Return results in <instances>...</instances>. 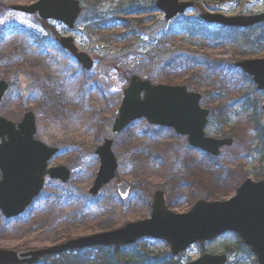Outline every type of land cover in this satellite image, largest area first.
<instances>
[{
	"label": "rangeland",
	"instance_id": "rangeland-1",
	"mask_svg": "<svg viewBox=\"0 0 264 264\" xmlns=\"http://www.w3.org/2000/svg\"><path fill=\"white\" fill-rule=\"evenodd\" d=\"M35 1L0 0V80L10 85L0 116L17 124L32 112L35 140L58 149L48 167H65L70 178L65 184L46 179L42 196L20 217L7 221L0 214V250L52 246L53 234L64 227L78 236L148 219L157 191L164 193L169 211L185 214L199 199L228 200L243 180L264 179V91L235 66L242 60L264 59V25L236 30L200 23L203 26L194 28L206 12L226 17L264 13V0H178L192 1L194 7L171 22L156 11L155 0H103L96 23L108 30L104 36L87 30L91 5L78 0L82 13L72 31L49 25L57 35L72 37L93 59L90 71L56 44L37 16L9 9ZM172 30L185 34L166 38ZM203 30L207 41L195 33ZM131 76L200 95V107L209 112L205 135L231 138L232 145L210 158L172 130L150 126L144 119L113 136ZM105 139L113 141L116 178L91 198L88 191L99 168L95 150ZM120 182L131 187L126 201L115 191ZM204 253L226 255V264H257L234 234L191 246L176 257L165 242L145 239L121 251L119 264H187Z\"/></svg>",
	"mask_w": 264,
	"mask_h": 264
},
{
	"label": "water",
	"instance_id": "water-1",
	"mask_svg": "<svg viewBox=\"0 0 264 264\" xmlns=\"http://www.w3.org/2000/svg\"><path fill=\"white\" fill-rule=\"evenodd\" d=\"M191 3L177 0H156V9L169 21L183 14ZM23 14H38L44 21L53 20L73 29L81 12L76 0H38L25 7H11ZM201 19L208 24L225 27L248 28L264 23V14L251 17L227 18L206 13ZM57 42L82 65L85 70L93 66L92 60L78 52L69 37H60ZM245 74L252 77L257 89L264 91V59L245 60L237 64ZM8 89L0 82V102ZM200 96L187 93L183 87L153 86L148 81L132 77L123 92V99L114 122L112 133L118 135L131 122L145 119L150 125L173 129L179 136L187 137L190 147L213 157L220 149L232 144L230 139L214 140L204 136L208 111L199 107ZM264 124V105L262 107ZM35 117L27 113L15 124L0 117V212L10 220L20 216L39 194L44 178L66 183L69 171L64 167L47 169V162L57 154V149L48 148L34 139ZM112 141L105 140L96 150L100 167L89 193L95 197L102 187L115 177L116 160L111 151ZM117 192L126 199L130 188L121 183ZM235 196L225 202L197 201L188 213L177 215L168 211L164 194L155 192L152 197L150 218L128 223L117 230L68 240L46 249L26 252L0 250V264H36L40 259L70 250L92 247L123 248L142 238L165 241L173 256L194 244L209 242L224 233L236 234L241 243L255 255L257 264H264V180H244L235 191ZM226 257L204 254L189 264H225Z\"/></svg>",
	"mask_w": 264,
	"mask_h": 264
},
{
	"label": "trees",
	"instance_id": "trees-1",
	"mask_svg": "<svg viewBox=\"0 0 264 264\" xmlns=\"http://www.w3.org/2000/svg\"><path fill=\"white\" fill-rule=\"evenodd\" d=\"M81 1L84 2L85 0H81ZM86 1H88V3L91 5V7H89V11L91 12V15H92V19L89 21V25H87V29L94 36H98L100 34H101L100 36H104L108 30L103 25H101L100 23H96L100 20L96 16H97V12H98V8L100 6V3H102L103 0H86ZM42 25L47 32H52V34H54L53 30L50 29V27H48L45 23H42ZM196 27H199V25H197V24L194 25L195 29H196ZM126 28L127 27H124V29H126ZM195 33L197 34V36L199 38L208 40V39H206V32L204 30L203 31H197ZM175 36H178V34L175 33V31H172V32L167 33L166 38L175 37ZM213 194H215V193H213ZM209 197H210V199L213 198L212 195H209ZM76 232L77 231H75L74 233H71L67 227H64L62 230L53 234L56 238H54L51 242L52 243H60V242H63L65 240H68V239H71L74 237L85 236L87 234H91V233H88L86 231H82L80 234H77L78 236H76V235L74 236V234H76ZM92 233H94V232H92ZM53 235L51 237H53ZM118 252H119L118 250H115L114 253H108V252L103 253L102 259L100 260L101 263H99L97 258L90 260L89 257L75 258V257L71 256L73 258H69V256H67L65 258V260L62 261V260L57 259V260H54V262H52L51 264H89V263H93V264H119L120 261H122L124 258L122 257V255H120V252L119 253Z\"/></svg>",
	"mask_w": 264,
	"mask_h": 264
}]
</instances>
